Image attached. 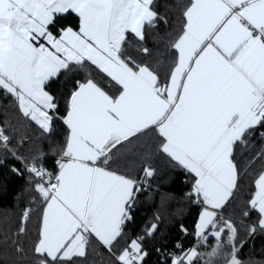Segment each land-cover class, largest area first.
I'll return each mask as SVG.
<instances>
[{
    "label": "snow or ice",
    "instance_id": "1",
    "mask_svg": "<svg viewBox=\"0 0 264 264\" xmlns=\"http://www.w3.org/2000/svg\"><path fill=\"white\" fill-rule=\"evenodd\" d=\"M66 14L78 17V27L60 24ZM158 21L167 23L154 0H0V94L42 132L50 134L57 120L69 130L54 170L39 150L26 166L43 207L27 246L31 209L15 238H5L11 264H72L94 242L108 264H146L143 236L121 245L144 187L122 167L144 155L142 179L153 177V146L194 174L190 195L205 205L197 236L206 241L210 229L217 240L208 253L169 254L171 264H245L238 229L223 212L241 186L237 149L264 140V0H189L165 52H129L130 39L143 45L146 28ZM81 71L85 78L74 79ZM61 76L68 77L66 95L58 96ZM12 131L0 121V149L15 155ZM257 159L264 161V149L250 162ZM252 211L259 220L249 234L264 231V168L242 215Z\"/></svg>",
    "mask_w": 264,
    "mask_h": 264
},
{
    "label": "trees",
    "instance_id": "2",
    "mask_svg": "<svg viewBox=\"0 0 264 264\" xmlns=\"http://www.w3.org/2000/svg\"><path fill=\"white\" fill-rule=\"evenodd\" d=\"M154 2L167 23L158 21L156 26L147 27V38L143 45L130 39L129 52L133 54H136L137 48L142 46L152 48L154 56L165 52L170 37L174 38L180 29L183 5L189 0H154ZM60 24L78 27L79 19L75 14H66ZM85 75L81 71L74 79L82 80ZM66 79L68 77L61 76L55 84L58 96L66 95L63 84ZM65 107L64 99H60L59 115H64ZM0 121H8L14 128L10 133L13 137L10 149L15 151V155L11 151L0 149V245H3L0 248V258L3 264H11L15 256L8 244L4 243L5 238H8L9 243L15 238L14 233L20 224L23 212L31 209L32 216L27 224V238H22L27 246V243L35 238L37 221L43 207L36 204L33 199L35 193L30 183L32 177L25 170L22 162L30 163L31 157L39 150L43 154L44 166L50 171L54 170L56 162L61 158L69 130L61 120H57L50 134L42 132L35 122L19 114L15 101L10 96L6 97L3 94H0ZM141 143L151 145L152 141L144 138ZM262 149H264V140L259 136L251 140L247 146L240 145L237 149V158L241 163V186L236 199L223 212L224 217L226 219L230 217L238 229L239 258L245 261V264L249 261L264 264V231L257 227L254 233L249 234L250 227L258 225L259 214L252 211L248 217L242 215L247 200L255 191V179L259 171L264 168V161L257 159L250 162V158ZM144 159L145 156L140 155L135 160H127L128 166L122 167V171L139 179L143 172L141 168ZM150 162L156 170L155 175L146 181L142 180L144 187L137 195L131 212L132 220L127 224L126 235L121 245L137 236H143L144 247L149 252L146 264H165V262L171 264L167 253L182 256L193 247H196L198 252H211L217 240L210 235L206 241L203 240L199 244L201 239L196 237L197 222L205 205L197 202L194 195H190L194 175L166 157L158 155L154 146ZM153 224L157 225V230L151 235H146ZM177 245H181L183 251ZM228 251L230 248L225 249V252ZM72 264H108V256L105 249L98 242H94L88 249L87 255L73 258ZM197 264H203V260L197 261ZM217 264H224L223 259H219Z\"/></svg>",
    "mask_w": 264,
    "mask_h": 264
},
{
    "label": "built area",
    "instance_id": "3",
    "mask_svg": "<svg viewBox=\"0 0 264 264\" xmlns=\"http://www.w3.org/2000/svg\"><path fill=\"white\" fill-rule=\"evenodd\" d=\"M9 148H10V145H9ZM22 162V161H21ZM23 163V166H24V168H25V170L28 172V170H27V165H29L30 163H24V162H22ZM29 173V172H28ZM30 174V173H29ZM31 175V174H30ZM144 177V173L142 172V174H141V176H140V178L139 179H141V182H142V178ZM35 202H36V204H42V201H40V199H39V197H37L36 199H35ZM169 254L170 253H167V256L169 257Z\"/></svg>",
    "mask_w": 264,
    "mask_h": 264
},
{
    "label": "rangeland",
    "instance_id": "4",
    "mask_svg": "<svg viewBox=\"0 0 264 264\" xmlns=\"http://www.w3.org/2000/svg\"><path fill=\"white\" fill-rule=\"evenodd\" d=\"M38 205H42V204H38ZM199 217H200V215H199ZM198 223H199V219H198L197 224H198ZM196 228H197V227H196ZM209 233H210V231L207 230V231H206V235L209 234ZM196 237H198V236H197V231H196Z\"/></svg>",
    "mask_w": 264,
    "mask_h": 264
},
{
    "label": "crops",
    "instance_id": "5",
    "mask_svg": "<svg viewBox=\"0 0 264 264\" xmlns=\"http://www.w3.org/2000/svg\"><path fill=\"white\" fill-rule=\"evenodd\" d=\"M193 175H194V174H193ZM196 231H197V228H196ZM207 235L210 236L211 234L209 233V234H207ZM202 241H203V240L201 239V240L199 241V244L202 243Z\"/></svg>",
    "mask_w": 264,
    "mask_h": 264
},
{
    "label": "bare ground",
    "instance_id": "6",
    "mask_svg": "<svg viewBox=\"0 0 264 264\" xmlns=\"http://www.w3.org/2000/svg\"><path fill=\"white\" fill-rule=\"evenodd\" d=\"M25 163V162H24Z\"/></svg>",
    "mask_w": 264,
    "mask_h": 264
}]
</instances>
